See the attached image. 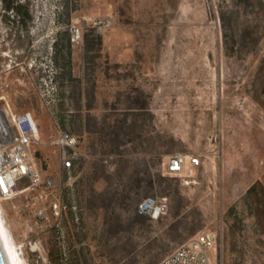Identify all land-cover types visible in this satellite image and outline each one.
Masks as SVG:
<instances>
[{
  "label": "rangeland",
  "instance_id": "obj_1",
  "mask_svg": "<svg viewBox=\"0 0 264 264\" xmlns=\"http://www.w3.org/2000/svg\"><path fill=\"white\" fill-rule=\"evenodd\" d=\"M64 2L73 10L68 28L67 14L58 19ZM30 7L25 32L4 22L0 2V106L32 113L35 159L55 184L23 183L2 203L19 264H72L82 248L88 264H158L202 232L217 236V264H264V204L255 201L264 198V0H30ZM94 18L111 25L98 32ZM72 25L81 40L70 39V76L63 31ZM61 128L87 155L70 171L62 164L69 151L50 144ZM176 153L201 162L168 174ZM133 180L141 181L129 192L133 206L116 207L119 225L109 233L103 202ZM155 196L168 198L167 214L128 229L137 205ZM54 200L76 205L79 224L69 211L53 216Z\"/></svg>",
  "mask_w": 264,
  "mask_h": 264
},
{
  "label": "built area",
  "instance_id": "obj_2",
  "mask_svg": "<svg viewBox=\"0 0 264 264\" xmlns=\"http://www.w3.org/2000/svg\"><path fill=\"white\" fill-rule=\"evenodd\" d=\"M92 27L98 32L111 25L109 18H94ZM72 43H79L81 32L79 27L70 28ZM39 129L31 112L14 113L9 106H0V211L2 203L22 192L20 186L26 183L25 189L37 190L42 185L49 189L54 184L53 178L43 179L38 168L33 147L39 145ZM50 144L69 153L63 156V168L70 171L75 164L87 157L78 149V137L66 129H58L51 136ZM201 162L196 154L176 153L169 156L165 165L168 174H182L188 164L197 166ZM49 209L55 217L63 212L71 213L75 224L80 221L79 209L76 205L67 206L59 200L50 203ZM169 202L166 196L147 197L138 204V211L151 220H158L167 214ZM39 216L49 219L48 208L41 204ZM217 236L213 232L197 233L188 241L169 252L158 264H217Z\"/></svg>",
  "mask_w": 264,
  "mask_h": 264
},
{
  "label": "trees",
  "instance_id": "obj_3",
  "mask_svg": "<svg viewBox=\"0 0 264 264\" xmlns=\"http://www.w3.org/2000/svg\"><path fill=\"white\" fill-rule=\"evenodd\" d=\"M240 1L247 2L249 0H240ZM0 2L2 5V9H3L2 19L4 20V22L11 20V22L13 24H17L18 29H21L22 31H25V32L31 31V27H32V24L34 22V13L30 7V0H0ZM72 11H73L72 8H70L67 3L64 2L61 4L60 12L58 14V19L61 16H63L64 14H67V23L65 25V26H67V28L71 22V12ZM63 33H65V35H66L65 55L63 56V61H65L64 67L69 70L68 74L71 76L72 45L70 42V33L68 32L67 29H65L63 31ZM60 34H61V32H58L57 36H60ZM97 38L99 41L101 40L100 35H97ZM59 43H60V40H59V38H57L53 44L54 48L56 49L55 56L53 58V62L56 65V67H58V68L60 65V59H59L58 54H57L58 53L57 48L59 46ZM59 74H60L59 72L56 73L57 76ZM60 75L63 76V73H61ZM146 184H147V187H152L151 181H147ZM140 186H141L140 180H133L130 184H126L123 186L122 193H119L118 189H112L110 191V193H111L110 196L108 198H106V200H104L103 208L106 211V214L104 217H105V222L109 224V227H108L109 233H113V229L115 228L111 225V224H113V222H116L117 225H119L118 224V221H120L119 216H116V214L114 213L116 207L121 208L123 210H126L130 206L132 207L133 204L131 205V204L127 203V201L130 200V198H131L129 192L134 190V189L139 188ZM255 189H256V187H255V185H253L247 190V192L249 194H253L255 192ZM258 196H255L256 203L259 206L261 204L263 205L264 204V198L258 197ZM135 212H136V214L132 218V221L130 222L128 229H132V228H134V225L141 223L142 222L141 218L146 216L144 214H141L138 211V205L135 208ZM258 214H260V217L262 218L261 219L262 220V226L264 227V205L260 206V208L258 209ZM146 217H148V216H146ZM80 221H81V216H80ZM120 231H122V230L118 226L115 230V233H119ZM76 237L80 241L82 238H84V236L83 235L81 236L80 234H77ZM84 251L85 250L83 248H82V250L77 249L75 251L72 264H88L87 259L84 255ZM54 264H57V262H54ZM118 264H131V263H129L125 259H123Z\"/></svg>",
  "mask_w": 264,
  "mask_h": 264
},
{
  "label": "water",
  "instance_id": "obj_4",
  "mask_svg": "<svg viewBox=\"0 0 264 264\" xmlns=\"http://www.w3.org/2000/svg\"><path fill=\"white\" fill-rule=\"evenodd\" d=\"M0 264H17L16 258L10 249L9 241L3 232L1 222H0Z\"/></svg>",
  "mask_w": 264,
  "mask_h": 264
},
{
  "label": "bare ground",
  "instance_id": "obj_5",
  "mask_svg": "<svg viewBox=\"0 0 264 264\" xmlns=\"http://www.w3.org/2000/svg\"><path fill=\"white\" fill-rule=\"evenodd\" d=\"M0 222L2 224V228H3V232L6 236V238L8 239L9 241V246H10V249L12 251V253L14 254L15 258H16V261H17V264H19V261H18V257L16 256V253H15V241H14V237L11 233V231L9 230L8 226L6 225V223L4 222V218H3V215H2V212L0 211ZM18 250V249H17Z\"/></svg>",
  "mask_w": 264,
  "mask_h": 264
}]
</instances>
